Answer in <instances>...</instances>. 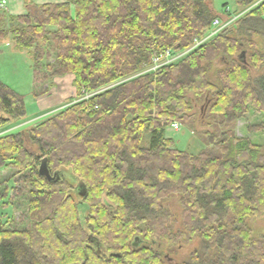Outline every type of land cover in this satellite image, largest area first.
Masks as SVG:
<instances>
[{"label":"trees","instance_id":"obj_1","mask_svg":"<svg viewBox=\"0 0 264 264\" xmlns=\"http://www.w3.org/2000/svg\"><path fill=\"white\" fill-rule=\"evenodd\" d=\"M230 1L259 4L156 72H146L156 55L188 50L220 20L212 0H69L0 17V41L28 52L36 87L71 75L78 99L94 94L0 136V169L19 175L0 202L14 210L22 198L16 208L28 220L17 229L0 218V264H264V236L254 240L248 224L264 215V147L234 132L251 113L264 115V74L252 76L264 67L253 41H264V0ZM215 60L223 67L211 80ZM25 117L22 98L0 83V128ZM198 119L205 148L177 150L167 128L193 130ZM43 159L51 180L39 173ZM174 197L178 231L167 206ZM194 239L187 259L167 262Z\"/></svg>","mask_w":264,"mask_h":264},{"label":"rangeland","instance_id":"obj_2","mask_svg":"<svg viewBox=\"0 0 264 264\" xmlns=\"http://www.w3.org/2000/svg\"><path fill=\"white\" fill-rule=\"evenodd\" d=\"M224 4H226V7H223ZM258 4L259 3L254 4L249 8L242 9L236 8L230 0H212V7L214 11L222 16L220 17V20H222L223 23H228V27L233 25L239 18L247 13V11H250ZM223 11L227 12L228 14H223ZM232 27L233 26H231L230 28ZM253 41L256 42L258 49H260V51L264 54V41L260 37H253ZM243 55L244 54H242V56ZM222 67L223 65L220 64L218 60L213 61L208 77L213 80L216 72L222 69ZM260 74H264V67L261 68L258 72L252 70L253 77H256ZM41 78L43 77L41 76ZM52 80L53 78L50 80V82H43L42 86H49V88L52 87ZM64 80L65 81H63L62 83H60L61 81H59L58 84H66L65 86H61L64 88L67 87L68 91L70 89L73 90V93L71 94L72 97L68 98V100H66V103L61 105V107L47 110L44 112V114H41L40 117L38 116L39 119L30 120L32 115L31 113L36 111L33 96L34 75L32 71V62L30 56L26 51L15 49L12 44L10 45L7 43L6 45L4 42L0 43V83L9 87L13 92H15L22 98L26 111V117L24 120L25 124L23 123V125L16 127V131L14 130L13 133L24 132L28 128L38 125L40 122L60 113L68 106H71L80 100L75 96L76 93H74L75 91L72 84L68 80ZM42 86L39 85L40 90L43 89ZM64 88L60 90L62 91ZM200 110L201 105L194 106V113H198L200 112ZM177 124L178 128L176 130L171 129L170 127L167 128L166 136L174 141L177 150L185 152L189 155H197L202 149L205 148L203 142L198 136V131L206 130V127L201 124L200 119L195 122L193 130H188L181 124ZM261 124L264 125V115L259 113H251L245 120H240L236 123V126L234 128L235 135L238 138L248 136L254 144L264 147V133L260 132L257 134H252L246 132V128L248 126ZM1 131L4 130H0V132ZM5 133H8V131H4L3 135H5ZM25 147L30 153L36 151V147L29 141L25 143ZM18 177L19 175H16L15 171L0 169V192L3 190L5 185L9 187L17 186L14 182ZM75 200L76 202L79 201L78 198H75ZM22 202V198L16 200L14 207L16 208L17 204L20 205ZM167 206L169 207L171 213L170 221L172 228L175 231L182 230V209L178 202V199L175 197L170 198L167 201ZM15 208L14 210L6 208L4 204L0 202V218H2V220L6 222L12 220L14 222V227L17 229L27 228L28 220L26 217V208L24 206L19 209ZM79 210L80 217L81 219H83L84 215L87 212V208L85 206H80ZM248 224L252 229V237L254 240H258L264 236V215L249 220ZM199 244L200 241L196 239L181 243L177 250L167 254V262L180 263L184 261L188 258L189 254L194 249L198 248ZM155 249L164 254L166 253V246L162 243L155 246Z\"/></svg>","mask_w":264,"mask_h":264},{"label":"crops","instance_id":"obj_3","mask_svg":"<svg viewBox=\"0 0 264 264\" xmlns=\"http://www.w3.org/2000/svg\"><path fill=\"white\" fill-rule=\"evenodd\" d=\"M69 0H0V17L3 16V14H6L7 16H24L28 13L30 14H39V6L46 5V4H59L64 3ZM4 42L6 45L12 44V42L9 39H5L0 41V43ZM13 46V45H12ZM64 79L68 80L72 84L73 76L67 75L63 77H55L52 80V87L49 88V86H42L43 89L40 90L39 86L36 87L35 82L33 87V96H34V105H35V112L31 113V119L35 120L39 119L41 114H44L45 111L61 107L64 103H66V100L68 98L72 97V91L67 89V87L64 84H58L59 81L62 83L65 81ZM64 88L62 91L60 89ZM35 89V90H34ZM39 89V90H38ZM46 91H43V90ZM75 91V90H74ZM75 93V92H74ZM76 96V94H75ZM35 116V117H34ZM39 116V117H38ZM25 120V119H24ZM24 121L18 124H10L9 126L2 127L0 130L8 131V133H13L16 127L23 125ZM25 124V123H24ZM33 127V126H32ZM31 128V127H30ZM29 129V128H28ZM1 131L0 133L3 132ZM16 131V130H15ZM5 133V134H8Z\"/></svg>","mask_w":264,"mask_h":264},{"label":"built area","instance_id":"obj_4","mask_svg":"<svg viewBox=\"0 0 264 264\" xmlns=\"http://www.w3.org/2000/svg\"><path fill=\"white\" fill-rule=\"evenodd\" d=\"M225 27H228V23H226V22L223 23L221 20L215 19L212 22L210 31L207 33V35L203 39L195 40L193 46L191 48H189L188 50H185L183 52L174 53L172 51H166L162 54L156 55L153 58L152 66L146 72H156L159 68L178 61L179 59L186 56L187 54H189L190 52H192L193 50H195L196 48H198L199 46H201L202 44H204L205 42H207L211 38L215 37ZM103 90H105V89H102L101 91H103ZM93 95H94L93 93L92 94H84L82 96V98L88 99L89 97H91ZM170 128L176 130L178 128V124L176 122H173L170 125ZM0 136H2V133H0Z\"/></svg>","mask_w":264,"mask_h":264},{"label":"water","instance_id":"obj_5","mask_svg":"<svg viewBox=\"0 0 264 264\" xmlns=\"http://www.w3.org/2000/svg\"><path fill=\"white\" fill-rule=\"evenodd\" d=\"M39 173L40 175L46 177L48 180H51L52 177L50 176L49 172H48V169H47V166H46V159H43L41 161V164L39 166ZM81 185V183H79ZM133 247H137L138 246V239L136 238L133 242Z\"/></svg>","mask_w":264,"mask_h":264}]
</instances>
